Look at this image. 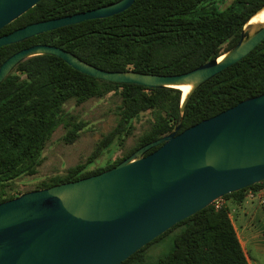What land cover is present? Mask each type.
Here are the masks:
<instances>
[{"label":"trees","instance_id":"16d2710c","mask_svg":"<svg viewBox=\"0 0 264 264\" xmlns=\"http://www.w3.org/2000/svg\"><path fill=\"white\" fill-rule=\"evenodd\" d=\"M118 1L43 0L0 30V37L31 24L88 12ZM263 7L264 0H234L225 9L216 0H137L119 15L59 28L4 46L0 48V67L24 48L50 45L108 72L133 70L141 74L182 75L235 47L245 24ZM111 93L120 98L116 128L85 163L69 168L64 176H56L35 190L101 174L141 147L170 134L178 121L183 92L102 81L49 55L22 62L0 86V204L22 194H13L14 182L38 174L45 148L59 127L67 130L65 143L74 144L79 139L86 124L68 115L65 105L71 100L82 105ZM261 95H264V42L194 93L180 133ZM147 112L153 114L154 122L137 147L106 167L89 170L117 139L123 141L131 135L134 121ZM262 188L264 181L223 199L242 203L249 191ZM229 215L226 205L219 210L212 205L176 225L167 233L179 227L183 231L175 238L172 251L156 264H249ZM146 247L122 264L139 263Z\"/></svg>","mask_w":264,"mask_h":264},{"label":"water","instance_id":"95a60500","mask_svg":"<svg viewBox=\"0 0 264 264\" xmlns=\"http://www.w3.org/2000/svg\"><path fill=\"white\" fill-rule=\"evenodd\" d=\"M42 1L0 0V30ZM136 1L120 0L28 25L0 37V48L59 28L119 15ZM263 42L264 7L245 24L235 47L177 76L133 70L108 72L50 45H35L9 57L0 67V86L22 62L49 55L102 81L189 90L183 93L174 130L141 147L115 168L25 192L0 204V264H122L226 195L263 182L264 95L245 100L180 133L194 93Z\"/></svg>","mask_w":264,"mask_h":264},{"label":"rangeland","instance_id":"374dc122","mask_svg":"<svg viewBox=\"0 0 264 264\" xmlns=\"http://www.w3.org/2000/svg\"><path fill=\"white\" fill-rule=\"evenodd\" d=\"M216 1L220 4L221 9H225L234 0ZM119 104L120 98L114 93L102 99H92L82 105H78L75 100L69 101L64 107L65 112L75 117L78 122L86 124L79 139L74 144L65 143L63 138L67 134V130L64 126L59 127L45 148L43 163L38 174L33 177H23L14 182L12 185L15 188L13 194L34 191L44 182H49L56 176H64L69 168L85 163L104 138L116 128L119 121L117 113ZM153 122L154 118L151 112L142 114L139 119L134 121L135 129L132 134L124 137L123 141L117 139L90 166L89 170L106 167L128 155L137 147L141 137L150 130ZM183 229V227H179L147 246L140 254L142 260L137 264L158 263L161 258L172 251L175 238Z\"/></svg>","mask_w":264,"mask_h":264},{"label":"crops","instance_id":"0c3cea01","mask_svg":"<svg viewBox=\"0 0 264 264\" xmlns=\"http://www.w3.org/2000/svg\"><path fill=\"white\" fill-rule=\"evenodd\" d=\"M254 193V197L250 196ZM264 188L249 191L242 203L225 200L230 219L249 264H264Z\"/></svg>","mask_w":264,"mask_h":264},{"label":"built area","instance_id":"2783aa9c","mask_svg":"<svg viewBox=\"0 0 264 264\" xmlns=\"http://www.w3.org/2000/svg\"><path fill=\"white\" fill-rule=\"evenodd\" d=\"M250 196L254 197V193H250ZM261 203L264 205V198H262ZM213 205L215 206V208L217 210H219L225 205V200L224 199H220V200L216 201Z\"/></svg>","mask_w":264,"mask_h":264},{"label":"bare ground","instance_id":"6f19581e","mask_svg":"<svg viewBox=\"0 0 264 264\" xmlns=\"http://www.w3.org/2000/svg\"><path fill=\"white\" fill-rule=\"evenodd\" d=\"M188 90H189V88H187V87L182 88V91L184 94H186L188 92Z\"/></svg>","mask_w":264,"mask_h":264},{"label":"flooded vegetation","instance_id":"af4514ba","mask_svg":"<svg viewBox=\"0 0 264 264\" xmlns=\"http://www.w3.org/2000/svg\"><path fill=\"white\" fill-rule=\"evenodd\" d=\"M8 35V34H7ZM5 36V35H4ZM2 37V36H1ZM35 46V45H34ZM31 47H33V46H31ZM28 48H30V47H28ZM24 49H27V48H24ZM24 49H22V50H24ZM21 51V50H20ZM19 52V51H18Z\"/></svg>","mask_w":264,"mask_h":264}]
</instances>
